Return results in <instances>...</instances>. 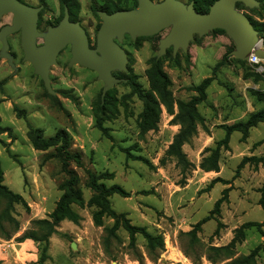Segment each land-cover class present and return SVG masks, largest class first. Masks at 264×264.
Returning <instances> with one entry per match:
<instances>
[{
	"label": "rangeland",
	"instance_id": "374dc122",
	"mask_svg": "<svg viewBox=\"0 0 264 264\" xmlns=\"http://www.w3.org/2000/svg\"><path fill=\"white\" fill-rule=\"evenodd\" d=\"M22 1L42 7L40 31L56 25L64 15L60 0ZM258 1V8H237L264 24V0ZM112 3L128 9L136 7L135 0H78L74 21L85 28L92 47H96L102 23L96 12ZM12 16L7 14L0 19V29L11 23ZM168 32L166 29L135 41L129 35L125 37L120 45L127 53V70L113 73L120 82L107 92L103 113L99 106L104 83L94 70L78 64L69 66L70 45L50 68L52 88L56 91L53 95L31 63L23 60L20 32L8 37L18 70L0 58V164L3 183L21 195L25 203L14 205L18 229L13 223L0 225V264H226L257 247L255 264H264V211L259 204L264 161L248 162L239 168L245 157H264V122L252 127L247 136L234 131L228 144L223 143L229 126L264 109V98L258 95L264 94V60L258 64L241 62L231 54L235 49L233 40L226 32L214 31L196 36L187 53L179 50L174 55L170 48L158 59L159 42ZM259 36L264 48V35L259 32ZM1 47L0 41V50ZM155 58L161 60L171 79L174 113L162 106L158 128L143 132V101L131 83L134 79L142 89L150 90L148 72ZM206 78L212 81L206 98L198 104L197 133L183 146L189 162L184 165L168 154L180 129L174 118L179 102L198 96L196 87ZM101 117L105 130L98 127ZM31 127L42 129L46 137L66 130L72 137L71 150L80 152L84 163V167L72 165L83 193V202L72 207L81 220L75 223L65 219L59 224L49 238L48 257L43 262L39 259L44 242L33 240L31 248L20 240L26 233L41 236L46 232L37 221L50 219L63 193L60 185L65 174L54 156V148L39 150L33 146L28 136ZM216 150L219 169L211 170ZM137 156L143 159H136ZM86 169L97 174L112 173L111 179L103 181L108 186L118 184L129 193L127 197L112 195V208L124 213L132 224L164 236L165 250L158 261L147 257L146 240L141 235L137 236L134 251L123 228L118 229V238L113 239L110 250H105V228L114 221L104 217L103 226L95 225L93 214L97 207L90 204V199L96 193L87 185ZM226 189L220 213L212 214ZM4 207L5 201L0 200V214ZM209 216L212 217L195 229ZM248 222L260 225L244 230V239L236 244L232 258L224 252L216 255L210 251L211 246L229 244L236 230ZM209 254L218 261H210Z\"/></svg>",
	"mask_w": 264,
	"mask_h": 264
},
{
	"label": "water",
	"instance_id": "95a60500",
	"mask_svg": "<svg viewBox=\"0 0 264 264\" xmlns=\"http://www.w3.org/2000/svg\"><path fill=\"white\" fill-rule=\"evenodd\" d=\"M137 2L134 8L112 13L98 10L102 23L97 33L96 47L93 48L85 28L80 22L71 20L68 7L57 25L39 31L40 7L26 5L19 0H0V19L7 14L13 15L12 23L0 29V58L6 59L11 68L18 70L14 55L9 51L8 37L20 31L24 60L31 63L35 74L40 76L48 92L55 95L50 68L57 63L59 53L70 45L72 56L69 66L78 64L98 73V78L104 83L103 103L107 92L120 82L113 73L127 70V53L120 45L127 35L135 41L138 37L153 36L169 29L168 34L159 42V59L170 48L173 49L174 55L179 50L187 53L196 36L203 37L221 29L235 43L231 54L236 59L249 61L253 54L264 60V48L258 30L249 17L237 8L238 3L249 9L258 8V0H216L205 13L196 10L194 1ZM39 40H42L41 44ZM75 246L73 244V247Z\"/></svg>",
	"mask_w": 264,
	"mask_h": 264
},
{
	"label": "trees",
	"instance_id": "16d2710c",
	"mask_svg": "<svg viewBox=\"0 0 264 264\" xmlns=\"http://www.w3.org/2000/svg\"><path fill=\"white\" fill-rule=\"evenodd\" d=\"M136 6L138 4L137 0ZM195 2V8L197 11L205 13L209 11L211 4L216 0H190ZM63 12L65 8L68 7L70 12L71 20L74 21L75 12L78 9V0H60ZM237 6H244L242 3H238ZM128 9L126 7H120L116 4L106 5L102 9L108 13L115 12L117 10ZM98 15V10L96 12ZM64 16V15H63ZM99 16V15H98ZM100 17V16H99ZM101 19V18H100ZM254 27L264 35V24L254 21L249 17ZM214 32H223L224 30L216 29ZM173 50V49H172ZM174 54V52H173ZM241 62H246L242 61ZM149 81H150V90H144L134 79L132 80L131 85L133 86L134 92L143 101V111L141 113L140 127L143 132H148L150 130H156L161 120L162 106H165L169 113H174V99L171 91V79L168 74L163 70L161 60L156 58L153 61L149 72ZM212 79L206 78L199 86L196 87L199 95L192 98L190 101L179 102V112L175 116L174 120L177 124L180 125L178 133L174 136L173 142L170 144L168 149V154L178 159V162L184 165H187L189 162L187 160L186 154L183 152L184 144L188 143L191 138L197 133L198 122L200 115L198 112V104H200L206 98V89L210 85ZM108 94V93H107ZM106 94V96H107ZM261 98H264V94H258ZM105 102V100H104ZM102 102L99 106L100 111L103 113L105 107ZM102 117L98 120V127L101 130H105L103 127ZM264 122V109L257 111L250 115L246 121L238 122L227 128V134L223 140L224 144H228L230 135L234 131H240L247 136L249 130L257 126L259 123ZM33 146L39 150H48L49 148L55 149L54 156L58 158L61 163V171L65 174V179L60 185L63 193L57 203L56 208L50 215V219L39 220L37 223L42 225L43 229L46 231L43 235L39 236L34 233H26L20 240L23 242L27 239H32L36 242L45 243V246L41 250V255L39 262H43L47 259V250L49 248V238L52 234L57 232V227L59 224L67 219L78 223L81 220L80 214H78L74 209L73 205L83 202V193L79 186V176L75 169L72 167L73 163L78 167H84L83 156L80 152H74L71 150L72 137L64 129L59 130L55 135L46 137L44 132L40 128L31 127L28 134ZM136 159H143L139 156ZM264 161V157H245L239 165V168H242L248 162L259 163ZM219 150H216L213 153V161L209 166L211 170H218L219 166ZM87 174V185L89 188L95 191V195L90 199V204L95 205L97 210L93 214V220L95 225L103 226L104 217H110L113 219L114 223L111 227L105 228V236L103 237V243L105 250L109 251L112 245L113 239H117V231L119 228H123L129 234L130 238V247L136 251L137 245V236L141 235L146 240V253L147 257L156 262L159 260L162 252L165 250V239L164 236L160 233H152L144 226H137L131 223V221L126 217L124 213H117L111 206L110 197L114 194H118L123 197L129 196V193L118 184H112L108 186L103 180L111 179L113 177L112 173L105 172L103 174H97L91 169H86ZM215 179L211 183L213 187L216 183ZM260 199L259 204L264 211V184L260 188ZM228 189L224 190V195L217 200L215 208L212 211V214L220 213L221 205L226 199V193ZM0 200L5 201V207L0 214V225L3 222L13 223L15 228H19V222L13 216L14 205L17 203H25L21 195L13 192L3 183V171L0 164ZM211 214V215H212ZM212 216L206 217L201 220L195 229L199 227L206 221H208ZM260 225L255 222H248L243 224L235 232V236L232 241L224 246L214 247L211 246L210 251L216 255L220 253H226L230 255L233 252V249L236 247V244L244 239V230L251 226ZM195 231V230H194ZM193 232V231H192ZM194 233V232H193ZM195 235V234H194ZM259 251V247L254 249L250 254L233 258L226 264H255L256 256ZM140 257L143 259V256ZM208 259L214 263L218 260L214 254H209Z\"/></svg>",
	"mask_w": 264,
	"mask_h": 264
},
{
	"label": "flooded vegetation",
	"instance_id": "af4514ba",
	"mask_svg": "<svg viewBox=\"0 0 264 264\" xmlns=\"http://www.w3.org/2000/svg\"><path fill=\"white\" fill-rule=\"evenodd\" d=\"M19 1H21L22 3H24V4H26V5H29V4L25 3V2H23L22 0H19ZM29 6H32V5H29ZM32 7L39 8V7H37V6H32ZM40 8H41V10H42V7H40ZM41 10H40V11H41ZM39 13H40V12H39ZM12 18H13V16H12ZM62 18H63V17H62ZM38 21H39V19H38ZM60 21H61V20H60ZM60 21H59V22H60ZM59 22H58V23H59ZM11 23H12V21H11ZM11 23H10V24H11ZM58 23H57V24H58ZM38 24H39V22H38ZM57 24H56V25H57ZM49 26H51V25H49ZM49 26H48V27H49ZM52 26H55V25H52ZM38 30H39V29H38ZM39 31H40V30H39ZM18 32H20V31H18ZM20 39H21V32H20ZM39 44H41V43H39ZM91 47H92V46H91ZM1 48H2V47H1ZM21 48H22V46H21ZM93 48H94V47H93ZM22 50H23V49H22ZM9 51H10V50H9ZM10 52H11V51H10ZM11 53H12V52H11ZM12 54H13V53H12ZM13 55H14V54H13ZM23 55H24V52H23ZM23 60H24V56H23ZM6 61H7V60H6ZM24 61H25V60H24ZM7 63H8V62H7ZM14 63H15V56H14ZM8 65H9V64H8ZM15 65H16V64H15ZM17 67H18V66H17ZM14 71H15V70H14Z\"/></svg>",
	"mask_w": 264,
	"mask_h": 264
},
{
	"label": "built area",
	"instance_id": "2783aa9c",
	"mask_svg": "<svg viewBox=\"0 0 264 264\" xmlns=\"http://www.w3.org/2000/svg\"><path fill=\"white\" fill-rule=\"evenodd\" d=\"M250 62H252V63H256V64H258V63H260L262 60L261 59H259L258 57H256L255 55H251V58H250V60H249Z\"/></svg>",
	"mask_w": 264,
	"mask_h": 264
},
{
	"label": "crops",
	"instance_id": "0c3cea01",
	"mask_svg": "<svg viewBox=\"0 0 264 264\" xmlns=\"http://www.w3.org/2000/svg\"><path fill=\"white\" fill-rule=\"evenodd\" d=\"M24 245H28L29 247H33L34 241L31 239H27L23 242Z\"/></svg>",
	"mask_w": 264,
	"mask_h": 264
}]
</instances>
